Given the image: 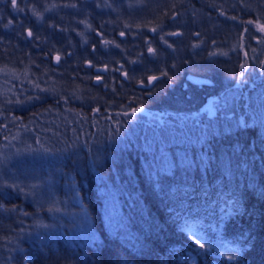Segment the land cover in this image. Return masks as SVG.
I'll return each instance as SVG.
<instances>
[{"label": "trees", "instance_id": "trees-1", "mask_svg": "<svg viewBox=\"0 0 264 264\" xmlns=\"http://www.w3.org/2000/svg\"><path fill=\"white\" fill-rule=\"evenodd\" d=\"M258 24L264 0H0L24 89L0 105V264H264Z\"/></svg>", "mask_w": 264, "mask_h": 264}, {"label": "rangeland", "instance_id": "rangeland-1", "mask_svg": "<svg viewBox=\"0 0 264 264\" xmlns=\"http://www.w3.org/2000/svg\"><path fill=\"white\" fill-rule=\"evenodd\" d=\"M20 86H21L20 84L19 85L15 84L13 81H10L9 79H7L5 75H0V105L9 106V107H13V106L18 107L19 104L17 102H20V101H16L17 95L23 94V90H24ZM29 86H31V84H29ZM140 113H141L140 114L141 116L146 115V112L140 111ZM141 119H143L142 120L143 122L145 118L143 117ZM21 139L26 140V136H23ZM0 153L3 156H5L7 159L11 157L10 149L8 147L3 148ZM33 177L37 179V175H34ZM45 182L48 183V181H45ZM39 195L42 196V193H39L37 196ZM226 213L229 215L233 214L230 212V210H227ZM182 230L194 242L197 239L200 241V243L204 242V238L202 237V235H200L199 231L196 229L194 225L185 226L182 228ZM215 248L219 251L221 255L224 254L226 255V257L235 256L237 254V247H236V244L233 242H229V243H226V242L218 243L217 242V244H215ZM213 264H218V263L214 262Z\"/></svg>", "mask_w": 264, "mask_h": 264}, {"label": "bare ground", "instance_id": "bare-ground-1", "mask_svg": "<svg viewBox=\"0 0 264 264\" xmlns=\"http://www.w3.org/2000/svg\"><path fill=\"white\" fill-rule=\"evenodd\" d=\"M99 14H100V13H99ZM66 16H67V15H66ZM49 19H50V18H49ZM50 22H51V21H50ZM70 22H71V21H70ZM78 22H79V21H78ZM47 23H48V22H47ZM55 24H56V23H55ZM79 24H80V23H79ZM81 24H82V23H81ZM81 24H80V25H81ZM66 25H67V24H66ZM69 25H70V24H69ZM41 26H42V25H41ZM136 26H137V25H136ZM138 26H139V25H138ZM66 27H67V26H66ZM75 27H76V26H75ZM81 27L84 28L83 26H81ZM47 28H48V27H47ZM73 29H74V28H73ZM76 29H77V28H76ZM139 29H140V28H139ZM71 31H72V30H71ZM137 31H138V30H137ZM29 32H30V31H29ZM68 32H69V31H68ZM145 32H146V31H145ZM34 33H36V32H34ZM72 33H73V32H72ZM80 33H81V32H80ZM80 33H79V35H80ZM84 33H85V32H84ZM37 34H38V33H37ZM143 34H144V33H143ZM34 35H35V34H34ZM34 35H33V36H34ZM66 35H67V34H66ZM66 35H65V36H66ZM74 35H75V34H74ZM81 35H82V34H81ZM86 35H87V34H86ZM83 36H84V35H83ZM39 37H40V36H39ZM41 37H42V36H41ZM72 37H73V36H72ZM85 37H86V36H85ZM32 38H33V37H32ZM68 38H69V37H68ZM36 39H37V38H36ZM38 39H39V38H38ZM83 39H84V38L82 37V40H83ZM86 39H87V38H86ZM32 40H34V39H32ZM40 40H41V39H40ZM59 40H60V39H59ZM78 40H79V39H78ZM84 40H85V39H84ZM41 41H42V40H41ZM85 41H86V40H85ZM46 42H47V40H46ZM68 42H70V41H68ZM76 43H77V42H76ZM67 44H68V43H67ZM69 44H70V43H69ZM71 44H72V43H71ZM47 46H48V45H47ZM68 46H69V45H68ZM71 46H72V45H71ZM26 47H28V46H26ZM69 47H70V46H69ZM30 48H31V47H30ZM30 48H29V49H30ZM67 49H68V48H67ZM74 50H75V49H74ZM24 51H25V50H24ZM35 51H36V50H35ZM77 53H78V52H77ZM29 54H30V53H29ZM31 54H32V53H31ZM55 54H56V53H55ZM59 54H60V53H59ZM75 54H76V51H75ZM56 55H58V54H56ZM62 55H63V54H62ZM30 56H31V55H30ZM66 56H67V55H66ZM71 56H72V55H71ZM62 57H63V56H62ZM74 57H76V56H74ZM77 57H78V59H79V56H77ZM77 57H76V58H77ZM33 58H34V57H33ZM35 58H36V57H35ZM60 58H61V56H60ZM61 59H62V58H61ZM61 59H60V60H61ZM65 60H66V58H65ZM75 60H76V59H75ZM58 61H59V60H58ZM63 61H64V60H63ZM63 61H62V62H63ZM81 61H82V60H81ZM44 62H45V61H44ZM56 62H57V61H56ZM77 62H78V61H77ZM79 62H80V61H79ZM39 64H41V63H39ZM64 64H65V63H64ZM64 64H63V65H64ZM33 65H34V64H33ZM35 65H36V64H35ZM48 65H49V64H48ZM37 66H38V65H37ZM37 66H36V67H37ZM49 67H50V66H49ZM52 68H54V67L52 66ZM32 69H33V68H32ZM32 69H31V70H32ZM46 69H47V68H46ZM54 69H55V68H54ZM77 69H78V68H77ZM31 70H30V71H31ZM32 71H33V70H32ZM44 71H45V70H44ZM54 71H55V70H54ZM33 72H34V71H33ZM55 72H56V71H55ZM35 74H36V73H35ZM46 74H47V73H46ZM54 74H55V73H54ZM39 75H40V74H39ZM42 76H43V75H42ZM36 77H37V76H36ZM38 78H39V77H38ZM40 78H41V77H40ZM53 78H54V76H53ZM49 81H50V80H49ZM49 81H48V82H49ZM47 85H48V84H47ZM41 87H42V86H41ZM41 87H40V88H41ZM88 90H89V89H88ZM224 90H225V89H224ZM90 91H91V89H90ZM219 91H221V89H220ZM226 91H227V90H226ZM235 91H236V90H235ZM216 92H217V90H216ZM222 93H223V92H222ZM36 94H37V93H36ZM12 149H14V148H12ZM28 162H29V161H28ZM31 163H32V162H31ZM25 167H26V166H25ZM31 167H32V166H31ZM29 168H30V167H29ZM26 170H27V169H26ZM27 171H28V170H27Z\"/></svg>", "mask_w": 264, "mask_h": 264}, {"label": "snow or ice", "instance_id": "snow-or-ice-1", "mask_svg": "<svg viewBox=\"0 0 264 264\" xmlns=\"http://www.w3.org/2000/svg\"><path fill=\"white\" fill-rule=\"evenodd\" d=\"M12 2V7L15 9L16 8V0H11ZM249 23H252L251 21H249ZM258 29L261 31V32H264V24H258L257 25ZM31 32H29V36H31ZM149 51H151V49H149ZM57 59H59V57H57ZM152 79H157L156 77H153ZM135 111H141V109H136ZM195 243L200 247V248H204V244L203 243H200V241L197 239L195 240ZM235 257H228L229 260H232L234 259Z\"/></svg>", "mask_w": 264, "mask_h": 264}, {"label": "water", "instance_id": "water-1", "mask_svg": "<svg viewBox=\"0 0 264 264\" xmlns=\"http://www.w3.org/2000/svg\"><path fill=\"white\" fill-rule=\"evenodd\" d=\"M190 79L193 82H204L205 83L207 81L206 79L198 77V76H191Z\"/></svg>", "mask_w": 264, "mask_h": 264}, {"label": "flooded vegetation", "instance_id": "flooded-vegetation-1", "mask_svg": "<svg viewBox=\"0 0 264 264\" xmlns=\"http://www.w3.org/2000/svg\"><path fill=\"white\" fill-rule=\"evenodd\" d=\"M151 79H152V78H149L150 81H151ZM150 81H149V82H150Z\"/></svg>", "mask_w": 264, "mask_h": 264}]
</instances>
